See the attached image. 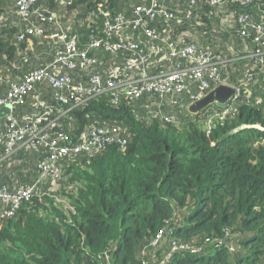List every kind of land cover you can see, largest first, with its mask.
<instances>
[{
	"label": "trees",
	"instance_id": "trees-1",
	"mask_svg": "<svg viewBox=\"0 0 264 264\" xmlns=\"http://www.w3.org/2000/svg\"><path fill=\"white\" fill-rule=\"evenodd\" d=\"M135 1L142 0H38L36 7L46 15L57 13L58 25L41 22L36 15L25 19L12 3L0 0V78L7 79H2L6 85L0 87V97L7 95L12 82L51 63L64 39L76 40L77 49L86 48L102 33L107 18L129 16ZM175 1L164 3L179 10ZM187 9L181 10V24L170 23L175 34L190 31L200 43L223 35L229 46L234 45L233 50H225L228 57L241 50L238 26L230 29L224 23L221 30L219 16L206 19L198 13L207 12L206 5L190 18L185 17ZM195 17L216 24L219 34H195ZM32 24L44 28L41 37L26 32ZM135 33L146 40L142 31ZM24 55L29 60L22 64L18 60ZM99 56L100 64L93 71L104 70L111 77L114 69L108 57L115 64L130 58L127 51ZM153 61L149 71L176 62L166 53ZM247 63L245 58L231 62V83L240 81ZM58 70L86 84L93 73L65 66ZM209 91L192 82L179 95L147 93L117 104L104 93L84 101L67 117L47 116L45 123L58 121L54 134L65 133L74 142L92 128L119 126L128 143L108 144L93 155L64 156L61 176L41 184L39 193L16 211L11 212V204L1 203L0 264H157L169 241L195 250L178 251L169 264H264V72L243 88L223 117L224 108L217 104L199 113L190 111L197 100L192 96L200 99ZM58 104L56 89L44 81L28 92L25 103L16 105L14 112L23 121ZM5 125L4 119L0 132ZM48 155L44 147L18 150L0 162V184L14 191L34 183L38 165ZM161 231V242L152 245Z\"/></svg>",
	"mask_w": 264,
	"mask_h": 264
},
{
	"label": "built area",
	"instance_id": "built-area-1",
	"mask_svg": "<svg viewBox=\"0 0 264 264\" xmlns=\"http://www.w3.org/2000/svg\"><path fill=\"white\" fill-rule=\"evenodd\" d=\"M5 1L12 3L17 13L25 19L36 15L41 22L54 21L59 25L60 17L57 13L46 15L41 8L36 7L38 0ZM203 5L208 7L209 19L216 15L230 29L238 26L237 34L242 41V48L236 55L233 53L232 57L225 56L215 48L213 39L208 43H200L190 32H185V35L175 34L170 23L176 21L181 24L182 11L165 5L164 0H142L131 4L129 16L120 13L112 19L107 18L102 33L94 36L86 48L77 49L76 40L64 39V45L56 51L55 59L51 63L31 70L20 80L12 82L7 95L0 97V108L10 107V112L3 117L6 129L0 132V150L3 152L1 159L11 157L21 149L38 150L42 147L49 150V155L44 162L39 163V174L34 183L20 185L14 191L0 184V204H11V212L16 211L24 200L39 193L41 184L61 176L60 160L64 156L81 153L93 155L108 144L118 143L125 146L128 143V139L121 135L119 126L92 128L79 142H74L65 133L54 134V127L58 126L57 119L45 123L47 116L67 117L84 101L97 95L108 93L112 102L117 104L123 100L133 101L147 93H155L160 97L179 95L192 82L200 84L208 91L224 84L235 90L230 101L223 107L220 117L228 114L243 88L256 81L260 72H264V0H189L185 17L190 18ZM236 6L250 7L251 10L238 13L233 10ZM127 30L133 32L127 34ZM135 31H142L146 40ZM26 32L41 37L44 28L32 24ZM233 46H229L228 50H233ZM121 51H127L133 59L130 65H117L118 72L114 73L115 77H111L104 70L93 71L100 64V52L118 55ZM165 53L176 62L166 69L149 71L147 66ZM242 58L247 59L248 68L244 70L238 83H231L228 67L233 60ZM62 66L68 70L80 68L84 72L91 69L93 73L90 84L74 82L67 72L58 70ZM44 81L56 89L58 107L46 109L20 121L14 112L16 105L24 104L28 92L37 83ZM192 97L198 99V96ZM163 118L165 121L172 120L171 117ZM163 235L164 232L161 231L152 245L157 246ZM169 244V249L157 264H169L173 256L182 249L195 252L191 246L181 245L176 241H169Z\"/></svg>",
	"mask_w": 264,
	"mask_h": 264
},
{
	"label": "rangeland",
	"instance_id": "rangeland-1",
	"mask_svg": "<svg viewBox=\"0 0 264 264\" xmlns=\"http://www.w3.org/2000/svg\"><path fill=\"white\" fill-rule=\"evenodd\" d=\"M188 1H189V0H176L175 3H174V5L179 6V7H178L179 10H184V9L187 7V3H188ZM135 2H136V1H135ZM184 3H185V7L181 6V5L184 4ZM198 13L205 15V16H206V19H209V17H208V13H209V12H207V13H206V12H205V13L198 12ZM14 19H15V18H14ZM204 19H205V18L195 17V20H196L195 22L197 23V26H198V32H196L195 34H200L202 37H204V36L202 35V33L205 32V31H208V32L210 33L211 36H215V37H216V36L219 34L218 26H217L216 24L209 25ZM223 24H224V23L220 22V25H219V26H220L221 30H223V28H224ZM172 30H173V29H172ZM187 32H190V31H187ZM222 32H223V31H222ZM126 33H127V34H131L132 32L128 31V32H126ZM219 41H220V43H218ZM227 41H228L227 39H223V35H222L220 38H218V39L214 38V45L216 46L217 49H222V52L224 53L225 56H228L226 51H227V48H228L229 44L227 43ZM32 46H33V44L31 43L29 47L31 48ZM225 50H226V51H225ZM21 54H22V53H21ZM29 56H30V62H31V56H32V55L30 54ZM29 56L24 55V56L22 57L23 59H21V60L19 61L18 58H17V60H18V62H20V63L23 64L24 61L29 60V59H28ZM36 56H37V55H36ZM104 58H105V56H104ZM128 59H129V60L122 59L121 62L130 65V64H131V59H133V58L130 57V58H128ZM23 60H24V61H23ZM34 62L36 63V61H35V57H34ZM108 62H111V63H112V66H113V69H114V73H117V72H118V69L116 68V66H117L118 64L113 63L112 59L109 58V57H108ZM231 67H233L232 70H235V72H236V68H235L234 66H231ZM135 68H137V67H135ZM18 75H19V74H18ZM226 76H227V75H226ZM2 79H3V80H7L6 77L0 78V87H1L2 85H6L5 82H2ZM9 79H11V78H9ZM158 108L160 109V112H164V110H163V108H162L161 105H158Z\"/></svg>",
	"mask_w": 264,
	"mask_h": 264
},
{
	"label": "water",
	"instance_id": "water-1",
	"mask_svg": "<svg viewBox=\"0 0 264 264\" xmlns=\"http://www.w3.org/2000/svg\"><path fill=\"white\" fill-rule=\"evenodd\" d=\"M234 88L229 85L220 84L210 90L205 96L200 99L195 100L190 104V111L193 113H199L206 107L212 104H217L224 107L232 98L234 94ZM10 112L9 106H4L0 108V116H4L6 113Z\"/></svg>",
	"mask_w": 264,
	"mask_h": 264
},
{
	"label": "crops",
	"instance_id": "crops-1",
	"mask_svg": "<svg viewBox=\"0 0 264 264\" xmlns=\"http://www.w3.org/2000/svg\"><path fill=\"white\" fill-rule=\"evenodd\" d=\"M118 62V61H117ZM114 63V62H113ZM118 65H119V67H124L125 65H127V64H125V63H122V62H119L118 63ZM1 118H3L2 116H0ZM4 120V118L2 119V120H0V122H2ZM2 150H0V162L2 161V160H4V159H1V157H2Z\"/></svg>",
	"mask_w": 264,
	"mask_h": 264
}]
</instances>
